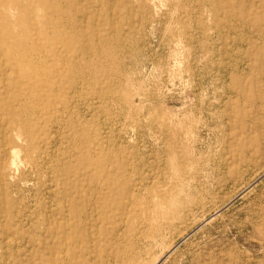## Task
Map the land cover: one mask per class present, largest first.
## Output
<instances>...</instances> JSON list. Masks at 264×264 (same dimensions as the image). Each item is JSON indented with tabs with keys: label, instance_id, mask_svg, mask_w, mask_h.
Returning a JSON list of instances; mask_svg holds the SVG:
<instances>
[{
	"label": "rangeland",
	"instance_id": "rangeland-1",
	"mask_svg": "<svg viewBox=\"0 0 264 264\" xmlns=\"http://www.w3.org/2000/svg\"><path fill=\"white\" fill-rule=\"evenodd\" d=\"M0 175V264H264V0H0Z\"/></svg>",
	"mask_w": 264,
	"mask_h": 264
},
{
	"label": "bare ground",
	"instance_id": "bare-ground-1",
	"mask_svg": "<svg viewBox=\"0 0 264 264\" xmlns=\"http://www.w3.org/2000/svg\"><path fill=\"white\" fill-rule=\"evenodd\" d=\"M4 135V134H3ZM7 139V138H6ZM4 140V139H3ZM5 148H6V146H5ZM4 149V148H3ZM5 150V149H4ZM7 150V149H6ZM7 152V154L9 153L8 151H6ZM7 157V156H6ZM8 158V157H7ZM1 176V175H0ZM100 192V191H99ZM92 203V202H91ZM91 205V204H90ZM51 213V212H50ZM99 234V233H98ZM55 257V256H54Z\"/></svg>",
	"mask_w": 264,
	"mask_h": 264
}]
</instances>
